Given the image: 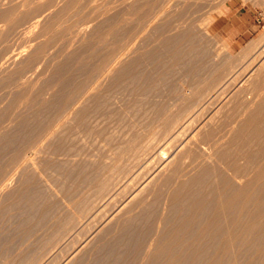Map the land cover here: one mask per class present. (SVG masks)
Wrapping results in <instances>:
<instances>
[{"label": "rangeland", "instance_id": "374dc122", "mask_svg": "<svg viewBox=\"0 0 264 264\" xmlns=\"http://www.w3.org/2000/svg\"><path fill=\"white\" fill-rule=\"evenodd\" d=\"M73 1L0 0V264H264V0Z\"/></svg>", "mask_w": 264, "mask_h": 264}, {"label": "bare ground", "instance_id": "6f19581e", "mask_svg": "<svg viewBox=\"0 0 264 264\" xmlns=\"http://www.w3.org/2000/svg\"><path fill=\"white\" fill-rule=\"evenodd\" d=\"M74 1H75V0H74ZM74 1H73V2H74ZM50 2H51V0H50ZM52 2H54V1H52ZM70 3H71V2H70ZM48 7H49V6H48ZM80 10H81V9H80ZM75 13H76V12H75ZM11 18H12V17H11ZM9 21H10V20H9ZM88 22H89V21H88ZM12 25H13V24H12ZM12 25H11V26H12ZM3 26H4V25H3ZM4 29H5V28L3 27V30H4ZM6 29H7V28H6ZM99 29H100V28H99ZM114 36H115V35H114ZM21 39H22V38H21ZM16 43H17V42H16ZM120 45H121V44H120ZM128 52H129V51H128ZM88 54H89V53H88ZM41 57H42V56H41ZM91 58H92V57H91ZM152 58H153V57H152ZM74 59H75V58H74ZM67 65H68V64H67ZM63 69H64V68H63ZM66 69H67V68H66ZM70 70H71V69H70ZM95 70H96V69H95ZM119 76H120V75H119ZM27 79H28V78H27ZM68 84H69L68 80H64V81L62 82V85H61V86H62V88L65 89V88L68 86ZM117 87H118V86H117ZM115 90H116V89H115ZM72 92H73V91H72ZM64 93H65V92H64ZM64 96H65V95H64ZM60 97H62V96H60ZM94 98H95V97H94ZM27 100H28V99H27ZM65 100H66V99H65ZM70 101H71V100H70ZM67 105H68V104H67ZM74 105H75V104H74ZM82 131H83V130H82ZM47 132H48V131H47ZM83 133H84V132H83ZM23 136H24V135H23ZM18 146H19V145H18ZM36 149H37V148H36ZM19 150H20V149H19ZM27 151H28V150H27ZM260 168H261V167H260ZM260 171H261V170H260ZM30 172H31V171H30ZM259 173H261V172H259ZM262 173H263V172H262ZM257 176H258V175H257ZM259 176H260V175H259ZM262 176H263V175H262ZM263 177H264V176H263ZM192 178H193V177H192ZM6 179H7V178H6ZM228 179H229V178H228ZM256 179H257V178H256ZM258 179H260V178L258 177ZM243 180H244V179H243ZM231 181H232V180H231ZM236 181H237V180H236ZM236 181H235V182H236ZM256 181L259 182V180H256ZM263 181H264V179H263ZM263 181H262V182H263ZM192 182H193V181H192ZM223 182H224V181H223ZM228 182H230V181H228ZM232 182H234V181H232ZM235 182H234V183H235ZM258 182H257V183H258ZM260 182H261V181H260ZM260 182H259V183H260ZM2 183H3V182H2ZM234 183H233V184H234ZM233 184H232V185H233ZM3 185H4V184H3ZM197 185H198V184H197ZM225 185H226V184H225ZM252 185H253V184H252ZM259 185H260V184H259ZM228 186H229V185L226 186V189L229 190ZM230 186H231V184H230ZM263 186H264V185H263ZM245 187H246V186H245ZM249 187H250V186H249ZM254 187H255V186H254ZM259 188H260V187H259ZM0 189H1V188H0ZM226 189H225V190H226ZM230 189L232 190L233 188H230ZM236 189H237V188H236ZM190 190H191V189H190ZM234 190H235V189H234ZM238 190H239V189H238ZM242 190H243V189H242ZM244 190H245V188H244ZM246 190H248V189H246ZM226 191H227V190H226ZM226 191H225V192H226ZM235 191H237V190H235ZM250 191H251V190H250ZM199 192H200V191H199ZM223 192H224V191H223ZM229 192H232V191H229ZM241 193H242V192H241ZM247 193H248V191H247ZM229 194H230V193H229ZM236 194H237V193H236ZM245 194H246V193H245ZM251 194H252V193H251ZM255 194H256V193H255ZM199 195H200V194H199ZM226 195H228V193H226ZM233 196H234V195H233ZM239 196H240V194H239ZM248 196H251V195H248ZM230 197H231V196H230ZM241 197H242V196H241ZM244 197H245V196H244ZM251 197H252V196H251ZM251 197H250V198H251ZM231 198H232V197H231ZM233 198H234V197H233ZM245 198H246V197H245ZM236 199H237V198H236ZM243 199H244V198H243ZM251 199H252V198H251ZM230 201H231V199H229V203H231ZM233 202L235 203V199L233 200ZM242 202H243V201H242ZM181 203H182V201H181ZM240 203H241V202H240ZM240 203H239V204H240ZM205 204H206V203H205ZM228 205H230V204H228ZM241 205H242V203H241ZM226 206H227V205H226ZM231 206H232V205H231ZM242 206H243V205H242ZM242 206H241V208H242ZM248 206H249V205H248ZM248 206H247V207H248ZM187 207H188V206H187ZM238 207H240V206L238 205ZM231 208H232V207H231ZM244 208H246V207H244ZM226 209H227V208H226ZM247 209H248V208H247ZM238 210H240V209L238 208ZM248 210H249V209H248ZM250 210H251V209H250ZM228 211H229V210H228ZM230 211H231V210H230ZM243 211H244V210H243ZM245 211H246V210H245ZM245 211H244V212H245ZM229 213H230V212H229ZM238 214H240V213H238ZM249 214H250V212H249ZM214 215H215V214H214ZM245 215H246V214H245ZM183 216H184V215H183ZM190 216H191V215H190ZM216 216H217V215H216ZM234 216H235V215H234ZM241 216H242V215H241ZM229 217H230V216H229ZM232 217H233V216H232ZM196 218H197V217H196ZM212 218H213V216H212ZM235 218H236V217H235ZM235 218H234V219H235ZM237 218H238V217H237ZM184 219H185V218H184ZM215 220H216V219H215ZM233 221H234V220H233ZM167 222H168V221H167ZM211 222H213V221H211ZM214 222H215V221H214ZM216 222H217V221H216ZM147 223H148V222H147ZM197 223H198V222H197ZM258 224H259V223H258ZM213 225H214V224H213ZM219 226H220V225H219ZM225 226H226V225H225ZM209 227H210V226H209ZM214 229H215V228H214ZM185 230H186V229H185ZM263 231H264V230H263ZM97 232H98V231H97ZM241 234H242V233H241ZM227 235H228V234H227ZM244 235H245V234H244ZM253 235H254V234H253ZM221 236H222V235H221ZM257 236H258V235H257ZM242 237H243V236H242ZM226 240H227V239H226ZM139 241H140V240H139ZM250 244H251V243H250ZM258 244H259V243H258ZM155 245H156V244H155ZM243 246H244V245H243ZM209 247H210V246H209ZM235 247H236V246H235ZM245 247H246V246H245ZM179 248H180V247H179ZM247 248H248V247H247ZM260 251H261V250H260ZM133 252H134V251H133ZM213 252H214V251H213ZM129 253H130V252H129ZM72 254H73V253H72ZM72 254H71V255H72ZM74 254H75V253H74ZM242 254H243V253H242ZM149 255H150V254H149ZM31 258H32V257H31ZM69 259H70V258H69ZM164 259H165V258H164ZM179 259H180V258H179ZM17 260H18V259H17ZM20 261H21V260H20ZM68 261H69V260H68ZM184 262H185V261H184ZM16 263H17V262H16Z\"/></svg>", "mask_w": 264, "mask_h": 264}, {"label": "crops", "instance_id": "0c3cea01", "mask_svg": "<svg viewBox=\"0 0 264 264\" xmlns=\"http://www.w3.org/2000/svg\"><path fill=\"white\" fill-rule=\"evenodd\" d=\"M228 5H227V9H226V11H228V9L230 8V7H232L233 5H232V3H227Z\"/></svg>", "mask_w": 264, "mask_h": 264}]
</instances>
